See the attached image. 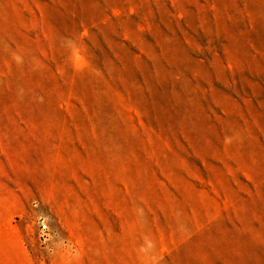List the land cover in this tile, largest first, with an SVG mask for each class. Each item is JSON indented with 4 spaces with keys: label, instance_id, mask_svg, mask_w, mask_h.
<instances>
[{
    "label": "rangeland",
    "instance_id": "1",
    "mask_svg": "<svg viewBox=\"0 0 264 264\" xmlns=\"http://www.w3.org/2000/svg\"><path fill=\"white\" fill-rule=\"evenodd\" d=\"M0 264H264V0H0Z\"/></svg>",
    "mask_w": 264,
    "mask_h": 264
},
{
    "label": "built area",
    "instance_id": "2",
    "mask_svg": "<svg viewBox=\"0 0 264 264\" xmlns=\"http://www.w3.org/2000/svg\"><path fill=\"white\" fill-rule=\"evenodd\" d=\"M40 229H41V230H45V229H47V223H46L45 221H41V222H40Z\"/></svg>",
    "mask_w": 264,
    "mask_h": 264
}]
</instances>
